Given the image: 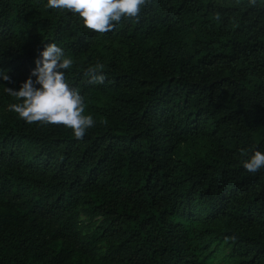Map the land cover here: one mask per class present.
<instances>
[{
  "label": "trees",
  "instance_id": "1",
  "mask_svg": "<svg viewBox=\"0 0 264 264\" xmlns=\"http://www.w3.org/2000/svg\"><path fill=\"white\" fill-rule=\"evenodd\" d=\"M95 126L10 105L45 45ZM99 67L106 79L85 73ZM0 264H264V0H147L96 33L0 0Z\"/></svg>",
  "mask_w": 264,
  "mask_h": 264
},
{
  "label": "clouds",
  "instance_id": "2",
  "mask_svg": "<svg viewBox=\"0 0 264 264\" xmlns=\"http://www.w3.org/2000/svg\"><path fill=\"white\" fill-rule=\"evenodd\" d=\"M146 4L147 0H47L48 8L66 9L78 14L84 26L96 33L114 30L122 18L138 20ZM35 64L31 73L36 77L35 81L29 77L18 91L6 87L5 91L10 96L21 101L10 105V109L29 124H62L71 129L77 139L83 138L85 132L95 126V122L91 115L84 114L82 96L65 81V70L70 68L73 61L65 58L61 47L49 43ZM85 75L90 77L93 84H102L106 79L99 67H89ZM0 78L10 80L6 73L0 74ZM243 166L249 173L255 174L264 168V153L255 151Z\"/></svg>",
  "mask_w": 264,
  "mask_h": 264
}]
</instances>
